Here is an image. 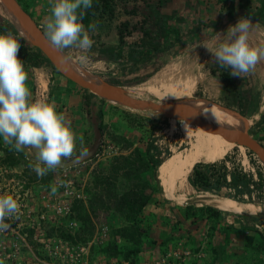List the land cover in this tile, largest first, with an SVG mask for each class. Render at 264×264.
Listing matches in <instances>:
<instances>
[{"label":"rangeland","instance_id":"rangeland-1","mask_svg":"<svg viewBox=\"0 0 264 264\" xmlns=\"http://www.w3.org/2000/svg\"><path fill=\"white\" fill-rule=\"evenodd\" d=\"M17 1L20 4L24 2V0ZM161 1V10L168 9L171 15L174 16L172 22L178 25L180 23V27H182V31L184 32L182 40L171 45L170 49L166 50L163 54L132 64L127 60V56H123L124 59L123 57H117L115 62L93 60V57H97V53L90 52L91 62L87 65H80L77 60V56L79 55L78 50L70 49L67 53H63L74 59L85 70L99 76L105 81L110 80L115 82V84H118L116 86H120L121 88L154 83L156 77L162 79L166 75H168L166 78H173V80L180 79L181 83H184L186 87L192 85V82L196 80L194 98H205L237 112L246 119L253 114L254 116L255 114H259L255 123L249 127V133L264 146V110L260 109L261 105H264V60L259 61L255 69L242 78L232 76L229 69V73L237 86L236 93H229L223 89V84L218 76L221 70L218 69L216 74H213L212 71L216 69L218 63L215 61L212 53L204 46V44H207L209 47H216V42L211 39L215 33L207 32V29L212 28L215 32L226 36L229 27L234 26L241 18L250 19L253 23L248 35L249 44L253 47L264 46V21L259 19L260 16H255L249 12L245 6L247 5L246 0H240L241 4L238 3L235 8H229L230 17L225 16L222 18L218 14L217 7L211 4L209 12L201 11V8H199L200 13L209 15L210 19H218L209 27H204L205 29L190 35L186 34V31L187 28L190 29V18L194 17L192 13L198 8V0ZM251 1L253 7H259L263 2V0ZM25 2H29V4ZM25 2L23 5L27 6L28 9L32 8V16L41 29L45 31L44 20L50 15L51 0H25ZM138 2L143 3L142 1L136 2V0H115L113 3L117 10V19L114 17L110 20L105 16L97 14L96 18L91 21V24L95 23L97 25L95 32L90 34L94 40V45L118 48L120 45L119 27L121 23L128 20L132 23L140 22L138 16L129 15L135 9V3L137 4ZM148 3L159 4V1L148 0ZM145 27L153 32L154 38H158L154 24L147 23ZM125 36L126 44L131 42L139 43V41L137 42L138 37L135 33H131L130 35L125 34ZM43 58L45 59L46 57ZM24 66L28 75L26 83L31 93L30 99L33 102L36 100L49 103L54 102L57 112L65 115L78 138L76 151L71 158L66 160L80 156L78 154L81 151L79 146V137L81 136L83 137V147L87 149V152L93 149L96 144L97 148L94 155L86 162L69 169L50 172L43 178H39L29 167L30 163L21 157L20 154L23 152L16 153L13 150L12 154L17 157V160L12 165L10 163L12 160H9L7 155L3 151H0V165L18 167L21 171H24V176L29 181L35 182L38 180L39 185H51L71 180L76 186L83 185L84 189L87 188L85 190L86 199H88L89 195L91 197V193H97L104 201V207L94 217L96 223H98L97 225H107L110 237L112 236V238L117 239L119 245L125 250L134 249V247L139 248L140 252L136 257L137 263L154 259L158 257L155 255L158 252L157 250L161 253L165 250H161L160 243L166 240L168 236L167 229L170 228L172 231L177 230L179 223L177 222L178 208L186 206L189 214L193 213L192 210L195 206H188L187 203L189 202L194 205L209 206L218 210L224 214L221 217L222 223H225V218L229 215H231L233 221L238 217L247 222L252 217L250 214L228 213L217 209L211 203L214 198L221 200L236 199L227 198L225 193L223 195L198 190V193H193L189 181L187 183L189 190L183 202L167 199L168 197L164 193L163 187L160 185L159 180L157 181L156 179L158 177V167L146 163L145 168L142 169L139 167V164H135L138 154L148 159L145 153L148 145L158 147L162 152V159H165L168 153L171 156L177 151L187 149L189 141L181 131L182 122L178 121V124H176V119L174 118H171L169 122L167 118L154 110L135 109L130 106H124L119 103L110 102L93 93L91 97L92 105L89 108L85 105L84 96L90 92L67 79L62 74L53 72L54 70L51 69L52 67L48 62L44 64V67L41 66L40 68ZM208 78L217 80L218 90L213 91L203 83V79ZM156 83L157 81L154 84ZM153 93L156 92L154 91ZM156 94L155 96L161 98L163 103L171 101L168 91ZM139 99L146 101L155 100L152 95ZM98 109H101V112H103V121L106 125V128L102 132L96 128L95 113ZM164 121H168V124L165 125ZM112 135L125 136L132 143V146L124 148L125 142L120 141L117 143L113 140ZM0 143L3 147H11L4 143L2 137H0ZM24 153L32 157L30 150L25 149ZM224 159H226L230 168L237 165L243 171L245 169L246 173L258 174L259 170L264 173V164L255 154H251L250 151L241 153L238 148H234L223 159L212 164L218 166ZM190 173L191 165L189 164L188 177ZM134 191L143 192L150 200L146 208L136 216L133 212L134 208H130V204H125L126 198L130 197V200H133L134 196L131 194ZM210 195L214 198L212 199ZM241 199L236 201L262 205L264 204V188L261 196L256 193L251 200L246 198ZM200 207L202 206L196 208L198 209V214L201 213ZM199 219L202 218H198L196 222ZM133 221H138L142 234H145V236L140 238L141 240L138 245H135L126 238L117 237V230L130 225Z\"/></svg>","mask_w":264,"mask_h":264},{"label":"trees","instance_id":"trees-1","mask_svg":"<svg viewBox=\"0 0 264 264\" xmlns=\"http://www.w3.org/2000/svg\"><path fill=\"white\" fill-rule=\"evenodd\" d=\"M115 0H93V7L89 9L85 16L83 17L82 23L87 28L90 24L92 19L96 18L97 14L99 16H105L108 19L112 20L114 17L117 19L115 9V4L113 3ZM142 1L143 3L138 2L135 3V9L129 13L130 16H138L140 22L132 23L131 21H125L121 23L119 27V47L115 48L113 46H97L93 45L91 49V53H97V57H93V60H104L107 62H115L117 57L127 56V60L132 63L136 64L143 60L150 59L154 56L163 54L166 50L170 49L171 45H174L182 40V34L184 33L182 27L176 23H173L174 16L171 15V12L168 9L161 10L162 1H159V4L148 3V0H136ZM241 4L240 0H198L197 1V9L192 13L190 18V29L187 28L186 34H194V32H199L202 29L209 27L211 24L215 22L218 18H211L209 15H204L200 13L201 11L209 12V8L211 4H214L219 11L218 14L222 17L229 16L230 17V9L235 8L237 4ZM200 4V5H199ZM246 8H248L249 12L254 14L255 16H260L259 19L264 21V0L259 7H253L251 0H246ZM27 12V11H26ZM249 14V13H248ZM220 18V19H221ZM154 24L156 28V36L158 38H154L153 32L148 30L145 25ZM205 27V28H204ZM7 32H11L20 42L21 47L18 52V58L22 60L26 66L30 67H41L44 66V61L48 62L51 65L52 69L55 72H58L56 68L50 63V61L43 57H45L39 49L36 47L31 46L25 40H23L14 26L8 22L4 17L0 15V34H5ZM44 32V31H43ZM92 32H90L91 34ZM135 33L138 37L137 42L139 43H127L126 44V36L125 34ZM168 44V45H167ZM132 45V46H131ZM70 49H66L63 52L67 53ZM124 59V57H123ZM221 70L218 74L221 82L223 84V89L228 91L229 93H236L237 86L233 78L229 73V69L221 68L219 65L216 66L212 72L216 74V72ZM213 80V79H212ZM210 81L212 88H214V81ZM107 82L115 84L110 80H106ZM196 84L188 85L186 88H183L179 94V99H201V98H194L193 94L195 92ZM52 90V89H51ZM52 93V92H51ZM93 96L92 93L86 94L84 96L85 105L91 108L92 102L91 97ZM90 110V109H89ZM264 118V117H263ZM184 125L186 126L185 129L187 130H196V128L200 129L203 128L200 125H195L188 123L187 121H183ZM96 124L97 129L99 131H104L106 125L103 121V112L99 109L96 113ZM164 124H168V121H164ZM113 140L117 143L120 141L125 142L124 148H130L132 143L126 139L125 136L122 135H112ZM195 141V140H194ZM238 148L241 153L249 152L250 150L244 146L236 145L231 141H227L223 144L218 145L217 147L209 150L198 153L191 161V173L188 177L189 183L198 191L201 192H209L214 194H224L223 189L231 188L230 191H226V196L236 200H242L245 195L248 197V200L252 199L254 194H263L264 188V173L263 171L258 172V180H255L252 174L245 173L239 166L229 168L227 166L226 159L220 163V165H215V163L221 159H223L232 149ZM0 151H3L9 160H12L10 163L14 165L16 163L17 157H15L12 153L13 150L11 147H3L0 143ZM146 155L148 159H145L141 154H138L137 162L135 164H139L142 169L145 168L146 163L153 164L155 167L160 166L163 161L170 156L168 155L165 159L161 157V150L156 147L155 145H148L146 148ZM81 152V151H80ZM80 152L78 155H80ZM251 152V151H250ZM251 154H253L251 152ZM23 159H25L28 163H31V157L27 155V153L20 154ZM155 155V156H154ZM148 160V161H147ZM138 168V165H137ZM136 168V170H137ZM61 170V169H57ZM139 170V168H138ZM227 175H230V181H227ZM103 183V182H102ZM86 189H84V193ZM105 190V189H102ZM134 190V189H133ZM88 192V191H87ZM225 192V191H224ZM101 194V193H100ZM89 195V193H88ZM134 196L133 200H130V197L125 199V204H130V208H134L135 216L140 214L149 203L148 196H145L143 192H133L131 194ZM90 196V195H89ZM88 196V199L77 201L74 203L73 212L74 218L79 223V228L74 235L67 233V230H58L57 234L64 239L71 240L73 242H86L91 239L94 234L96 233L97 225L94 217L95 215L102 210L104 207V201L101 199L97 193H91V197ZM260 199V198H258ZM190 208V207H188ZM193 213L188 214L189 217L193 218L191 224H194L197 219L198 210H192ZM203 220L208 218L207 215L216 216L219 218L220 212L213 207H202L201 211ZM189 213V212H188ZM259 213H251V215H256ZM201 216V215H200ZM255 218H249L248 221L245 223L244 228L251 230L254 233L259 234V236L264 240V234H261L257 231L252 230V225L255 222ZM177 230L178 226L183 222V219H180L177 216ZM250 224V225H249ZM142 229L138 221H133L130 225L117 230V237L118 238H126L135 245L140 243V238L145 236L142 234ZM175 231V230H174ZM173 231V234H174ZM63 232V233H62ZM172 232V230L170 231ZM173 234L170 236V240L173 238ZM168 239V238H167ZM162 241L160 247L166 244V241ZM166 249V248H165ZM166 251V250H165ZM94 257H105V258H118L129 260L132 263H137V255L140 252L139 248L134 247V249L125 250L119 245L118 240L112 236L108 240V242L99 247L93 249ZM163 253V252H162ZM161 253V254H162ZM133 257V258H131Z\"/></svg>","mask_w":264,"mask_h":264},{"label":"clouds","instance_id":"clouds-1","mask_svg":"<svg viewBox=\"0 0 264 264\" xmlns=\"http://www.w3.org/2000/svg\"><path fill=\"white\" fill-rule=\"evenodd\" d=\"M92 7L93 0H51L50 15L44 20L48 42L61 52L78 50L80 65L91 62L89 53L94 40L90 32H95L97 25L93 23L86 28L82 20ZM252 26L250 19L241 18L229 27L226 36L212 28L206 30L215 33L211 39L216 47L204 46L221 68L231 70L232 76L242 78L264 60V46L253 47L248 42ZM20 47L19 40L11 32L0 34V137L16 153L25 152V149L32 151L34 160L29 167L43 178L73 156L78 138L65 115L57 112L54 102L30 99L28 75L24 62L18 58ZM79 146L80 155H87L82 136ZM61 186L67 187V184L61 182ZM49 187L50 195L55 196L57 185ZM20 213L21 206L13 196L0 195V233L11 227L6 220L19 219Z\"/></svg>","mask_w":264,"mask_h":264},{"label":"built area","instance_id":"built-area-1","mask_svg":"<svg viewBox=\"0 0 264 264\" xmlns=\"http://www.w3.org/2000/svg\"><path fill=\"white\" fill-rule=\"evenodd\" d=\"M247 173L258 180L256 173ZM230 180L227 175V181ZM63 182L67 187L61 186V182L54 183L58 191L52 196L49 185L29 181L16 166L0 165V195L13 196L21 206L19 219H7L11 227L0 233V264H186L192 255L190 250L178 245L140 263L94 257L93 249L105 245L110 238L107 225L97 226L94 236L86 242H73L57 234L58 230L76 233L79 223L73 217V206L86 199L83 185L76 186L71 180ZM243 198L248 199L246 195ZM226 221L230 225L234 223L230 218ZM252 230L264 234V221L256 220Z\"/></svg>","mask_w":264,"mask_h":264},{"label":"crops","instance_id":"crops-1","mask_svg":"<svg viewBox=\"0 0 264 264\" xmlns=\"http://www.w3.org/2000/svg\"><path fill=\"white\" fill-rule=\"evenodd\" d=\"M24 2H21L20 5L35 20V18L31 14V12L33 11L32 8L30 7V9H28L27 6L25 7L23 5ZM25 3L29 4V2H25ZM43 60L45 59L43 58ZM43 63L46 64L45 61ZM211 80L212 79H209V78L203 79L206 86H207V82ZM212 81H214L213 82L214 88L218 90L217 80H212ZM193 82L194 84H196V80ZM136 87H125L124 89L127 94L135 95V91L133 90ZM209 87L214 91V89L210 85ZM182 88H186V86L184 85V83H181L180 79L173 80V78H170L169 80L146 91L140 98L152 95L155 98L153 102L160 104V103H163V101H161V98L155 96V94L157 92H160L157 94H162L168 91V95L170 96L171 101L174 99L178 100L179 94ZM154 91L156 93H153ZM175 123L178 124V121L175 120ZM181 126H182L181 131L185 135V137L188 139L189 143L193 142L194 140H195L194 142H197L199 140H206V139H211L213 137L222 136L218 133L206 131L204 128H200V129L197 128V131L186 132V129H185L186 126L184 125V123H182ZM96 128H97V125H96ZM145 153H147L146 150H145ZM161 165L158 166V170L160 169ZM190 187L193 193H198V191L191 184H190ZM227 190L230 191L231 188L223 189V193L226 194ZM213 201L218 202V201H221V199H213ZM237 203H240V202H237ZM192 204L193 203L191 202L187 203L188 206L189 205L193 207L195 206L194 210H198L196 208H199V206L204 207L203 205H194V204L192 205ZM221 211L228 212V213L231 212V211H225V210H221ZM232 213H235V214L245 213V214L251 215L252 212H232ZM188 214L189 213H188V209L186 206L178 208L177 216L180 219H183V222L180 225L179 229L174 231V234H173V231L170 232L172 229L170 228L167 229L168 239L166 238L167 239L166 244H164V246L161 247V250L165 248H166L165 250H168L169 248L172 249V247L180 244L181 247L186 248L187 250H190L192 252V255L189 256L188 259L186 260V264H264V240L259 236V234L254 233L251 230H248L247 228H244V225L246 222L242 218L237 217L235 221H233L231 215H229L225 218V223H222L221 217L224 216V214L220 213L219 218H216V216H213L214 214L210 216V215H207L206 213V217L208 218L204 220L199 219V221L195 222L194 224H191V221H193L192 220L193 218L189 217ZM200 215L202 214L200 213L197 214V217L195 219H198ZM228 218H230L231 221L234 222L232 225L227 223L226 220H228ZM250 218H253V217H250ZM172 234H173V238L170 240L171 238L170 236ZM165 250H163L162 252H164ZM157 251L158 252L155 253V255L159 256L161 252L159 250ZM96 258H100V257H96Z\"/></svg>","mask_w":264,"mask_h":264},{"label":"bare ground","instance_id":"bare-ground-1","mask_svg":"<svg viewBox=\"0 0 264 264\" xmlns=\"http://www.w3.org/2000/svg\"><path fill=\"white\" fill-rule=\"evenodd\" d=\"M0 14L3 15V17L11 21L16 26L21 36L27 38V34L23 30L22 26L19 24L18 19L15 17V15L12 13V11L8 7L2 4L1 0H0ZM56 53L58 57L66 64L67 68L73 71L80 78L88 82H93V83H98V84L101 83V80L99 79V77L95 76L93 73L82 68L80 65L77 64V62L74 59H72L68 55H66L65 53L57 49H56ZM66 57L70 59L65 61L64 58ZM166 76H164L162 79H159L158 77H156L155 80L153 79L154 83L157 81L156 84L148 83L146 85H139L133 90L135 91V95L127 94L124 89L125 87L121 88L123 90L122 93H124L129 98L139 99L146 91L170 79V78H166ZM192 84H194V82ZM209 85L212 87L210 81L207 82L208 88H210ZM102 96L111 102H115V98L111 92L102 93ZM175 101H186L187 105H189L190 107L194 108L195 110L199 112V118L201 122L205 124H209V125H216L226 131L234 132L235 134L239 136H242L244 129L246 127H250L253 123H255V121L259 117V114H255V116L253 114L249 117V119L245 121L243 119H240V117H237L236 114L229 113L225 111L224 109H221V107H219L217 104L205 98L178 99V100L166 101L164 103H160V104L156 103V104L163 105L165 103H172ZM260 109L264 110V105H261ZM191 131H194V130H191ZM191 131L187 130L186 132H191ZM195 131H197V128ZM227 141L229 140H227L226 138L222 136L213 137L211 139H206V140H199L197 142L193 141L189 143V147L187 149L178 151L177 153L167 158L161 165L160 169L157 171L159 183L163 187L164 193L168 197L167 199L180 200L183 202L184 199H186V193H188L187 191L189 190V187L187 184L188 183V172H189V164L192 161V159L198 153L209 151ZM234 201L236 200L224 199V200L214 203L212 200L211 203H213L214 206L219 210H225V211H231V212H252V213L264 214V204L259 205V204L251 203V202L237 203V201L236 202Z\"/></svg>","mask_w":264,"mask_h":264},{"label":"water","instance_id":"water-1","mask_svg":"<svg viewBox=\"0 0 264 264\" xmlns=\"http://www.w3.org/2000/svg\"><path fill=\"white\" fill-rule=\"evenodd\" d=\"M2 4L8 7L15 17L18 19L19 24L22 26L23 30L27 34V38L20 35L19 30L16 26L6 19L7 21L11 22L14 26L16 31L19 35L31 46L36 47L40 50V52L50 61V63L56 68V70L62 74L67 79L71 80L72 82L76 83L80 87L88 90L90 93L100 96L103 99H106L102 96V93L111 92L115 98V103H119L124 106H130L135 109H143V110H154L155 112L163 115L165 118L170 120L171 118H175L179 122L187 121L188 123L200 125L206 131L218 133L222 135L227 140L235 143L236 145H241L249 149L253 154H255L264 164V146L256 140L250 133L249 127L244 129L243 135L239 136L231 131H226L221 127L216 125H209L201 122L199 118V112L194 108L187 105L186 101H175L172 103H165L163 105H157L153 101H146L142 99H133L127 97L124 93H122V89L120 86L113 85L99 76L101 83H93L85 81L84 79L80 78L76 75L73 71L69 70L66 64L58 57L56 53V48H54L48 40L45 38L44 32L41 27L35 22V20L31 17L29 13H27L20 3L17 0H1ZM1 15V14H0ZM3 17V15H1ZM5 18V17H4ZM97 76V75H96ZM108 100V99H106ZM109 101V100H108ZM217 104V103H215ZM221 109L229 113L236 114L237 117L246 121L242 115L238 114L237 112L223 107L217 104ZM97 148V144L93 149L88 151L87 155L84 156H77L70 160H64L62 165L60 166L61 170L69 169L80 165L87 160H89L95 153ZM32 157L31 160H34V153L31 151ZM157 181L159 180L156 177ZM253 218L263 220L264 221V214L260 213L258 215H252Z\"/></svg>","mask_w":264,"mask_h":264},{"label":"flooded vegetation","instance_id":"flooded-vegetation-1","mask_svg":"<svg viewBox=\"0 0 264 264\" xmlns=\"http://www.w3.org/2000/svg\"><path fill=\"white\" fill-rule=\"evenodd\" d=\"M190 165H191V162H190Z\"/></svg>","mask_w":264,"mask_h":264}]
</instances>
